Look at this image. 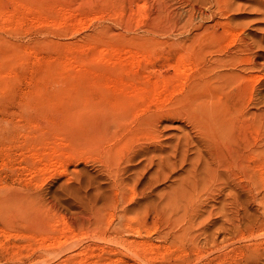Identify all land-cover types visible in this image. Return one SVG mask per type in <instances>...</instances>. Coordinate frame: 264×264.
Instances as JSON below:
<instances>
[{"label":"rangeland","instance_id":"obj_1","mask_svg":"<svg viewBox=\"0 0 264 264\" xmlns=\"http://www.w3.org/2000/svg\"><path fill=\"white\" fill-rule=\"evenodd\" d=\"M130 1L0 0V264H264V176L249 187L235 169L196 204L150 205L182 173L150 177L182 116L151 135L142 119L153 109L140 99L135 118L111 120L155 78L168 81L163 108H181L198 49L229 42L224 16L213 0H139L137 16ZM233 1L247 40L264 34L259 5Z\"/></svg>","mask_w":264,"mask_h":264},{"label":"bare ground","instance_id":"obj_2","mask_svg":"<svg viewBox=\"0 0 264 264\" xmlns=\"http://www.w3.org/2000/svg\"><path fill=\"white\" fill-rule=\"evenodd\" d=\"M111 1L118 3V0ZM138 1H130V9L136 16L146 4L145 1L141 4ZM213 1L219 15L224 16L223 20L218 21L222 38L227 36L229 42L226 43L227 46L218 49H198L196 76L183 92L181 108H163V104L157 100L168 82L163 78L152 79L148 91L141 94L135 92L129 102L115 104L116 113L111 120L118 123L130 116L136 117L139 110L134 100L148 99L147 106L153 110L143 117L142 126L151 135L158 134L163 118L176 116L179 119L182 116V131L177 134L174 142L167 148L160 146L158 150L161 154L157 157V162L150 157L156 166L150 177L155 181L171 177L170 173L177 166H180L182 173H179L176 185L167 193L161 191L158 201L149 200L150 205L196 204L199 202L197 193L200 188H207L220 179H227L235 174V169L250 181L249 187L259 188L264 176V111L256 107L260 99L256 97L257 84H254V81L261 84L263 76H255L253 73L263 67L258 58L260 55L264 56V52H256L254 48L262 46L264 34L248 41L241 31L240 23L235 20L237 14L234 10L238 8L237 4L233 0ZM254 1L264 12V0ZM114 12H118L117 8ZM189 24L190 15L182 26ZM184 51L190 53L188 47ZM181 67L177 59V71H181ZM184 125L190 129H183ZM116 132L117 130L115 134ZM120 140H116L113 146V151L115 149L117 153H121L123 147L122 142L118 143ZM142 154L145 156L148 152ZM56 240L61 241V238Z\"/></svg>","mask_w":264,"mask_h":264}]
</instances>
